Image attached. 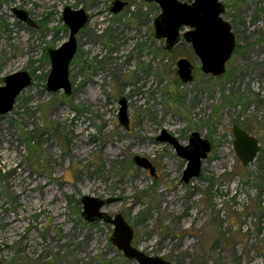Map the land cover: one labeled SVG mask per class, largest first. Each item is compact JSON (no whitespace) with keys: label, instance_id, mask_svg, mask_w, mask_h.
<instances>
[{"label":"rangeland","instance_id":"rangeland-1","mask_svg":"<svg viewBox=\"0 0 264 264\" xmlns=\"http://www.w3.org/2000/svg\"><path fill=\"white\" fill-rule=\"evenodd\" d=\"M114 1L0 0V82L20 70L33 77L0 115V264H138L110 243L112 224L84 219V195L113 199L103 210L124 215L133 245L172 264H264V0H221L236 47L218 77L201 70L190 44L167 50L155 37L156 2L124 0L115 13ZM66 6L90 16L67 96L46 89V49L69 37ZM183 57L194 66L187 83L177 74ZM235 123L260 142L248 165ZM163 130L183 145L195 132L210 141L199 176L182 179L187 160L158 140Z\"/></svg>","mask_w":264,"mask_h":264},{"label":"water","instance_id":"water-1","mask_svg":"<svg viewBox=\"0 0 264 264\" xmlns=\"http://www.w3.org/2000/svg\"><path fill=\"white\" fill-rule=\"evenodd\" d=\"M156 2L161 12L154 19L155 37L164 39L166 49L172 50L179 42L190 44L201 62V70L214 77L222 76L227 71L236 47V36L231 23L224 19L222 14L225 5L221 0H192L191 3L181 0H148ZM125 2L116 0L112 7L115 13L120 12ZM15 16L36 27L35 21L28 11L14 7ZM89 15L84 8L74 9L66 6L63 9V20L69 28V37L57 48H47L46 52L51 61V71L47 78L46 89L50 92L63 91L65 96L72 93L70 80V67L78 48L77 35L89 21ZM188 28L181 34L182 28ZM177 74L182 82L187 83L194 79V66L188 58L177 61ZM4 85H0V115L12 111L17 97L27 87L33 84L32 75L26 70L16 71L4 77ZM119 122L130 127L127 99L119 98ZM234 148L237 156L244 165L250 164L260 151L258 138L249 133L238 123L233 124ZM160 141H168L175 147L179 156L187 160L182 179L189 182L191 178L199 176L202 160L208 156L212 145L208 139L202 138L198 133H193L189 144L183 145L174 136L163 130L158 136ZM135 162L155 173L151 162L141 156H135ZM82 216L89 222L104 221L114 226L110 243L120 250L130 260L138 264H172L160 256L145 253L133 245L134 228L126 221L122 213L115 216L103 210V207L113 199H101L96 196L84 195Z\"/></svg>","mask_w":264,"mask_h":264},{"label":"flooded vegetation","instance_id":"flooded-vegetation-1","mask_svg":"<svg viewBox=\"0 0 264 264\" xmlns=\"http://www.w3.org/2000/svg\"><path fill=\"white\" fill-rule=\"evenodd\" d=\"M115 1H116V0H115ZM115 1H114V2H115ZM122 1L125 2L124 0H122ZM181 1L191 3L192 0H181ZM221 2H222V1H221ZM125 3H126V2H125ZM222 3H223V2H222ZM223 4H224V3H223ZM113 5H114V3H113ZM125 5H126V4H125ZM224 5H225V4H224ZM112 7H113V6H112ZM124 7H125V6H124ZM111 10H112V8H111ZM225 11H226V6H225ZM225 11H224V12H225ZM28 13H29V12H28ZM87 13H88V12H87ZM223 14H224V13H223ZM223 14H222V16H223ZM88 15H89V14H88ZM30 16H31V15H30ZM31 18H32V17H31ZM89 18H90V16H89ZM223 18H224V17H223ZM224 19H225V18H224ZM186 30H188L187 27H186V28H185V27L182 28V30H181V34H183ZM179 43H186V42L181 41V42H179ZM179 43H178V44H179ZM178 44H177V45H178ZM2 82H4V78H3V81H2ZM2 82H0V85H2ZM4 84H5V82H4ZM4 84H3V85H4ZM14 106H15V105H14ZM244 129H245V128H244Z\"/></svg>","mask_w":264,"mask_h":264},{"label":"trees","instance_id":"trees-1","mask_svg":"<svg viewBox=\"0 0 264 264\" xmlns=\"http://www.w3.org/2000/svg\"><path fill=\"white\" fill-rule=\"evenodd\" d=\"M246 128V127H245Z\"/></svg>","mask_w":264,"mask_h":264}]
</instances>
